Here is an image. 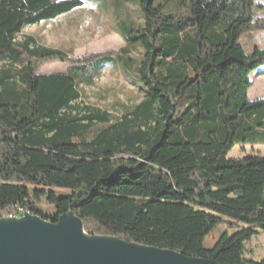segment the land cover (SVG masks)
<instances>
[{"label":"trees","instance_id":"trees-1","mask_svg":"<svg viewBox=\"0 0 264 264\" xmlns=\"http://www.w3.org/2000/svg\"><path fill=\"white\" fill-rule=\"evenodd\" d=\"M124 1L140 2L144 23L120 22L118 51L76 58L18 37L81 0H0V218L18 208L52 221L73 210L93 235L264 264L244 255L264 229V156L228 159L236 144H264V97L249 98L264 47L246 52L238 42L261 28L254 0ZM55 60L66 69L38 72ZM105 68L142 93L81 105ZM43 196L54 214L40 207ZM222 216L247 227L205 248Z\"/></svg>","mask_w":264,"mask_h":264},{"label":"rangeland","instance_id":"rangeland-1","mask_svg":"<svg viewBox=\"0 0 264 264\" xmlns=\"http://www.w3.org/2000/svg\"><path fill=\"white\" fill-rule=\"evenodd\" d=\"M82 3L65 12L59 17L27 26L18 37L35 35L44 45L59 48L76 58L87 54L113 53L124 46V40L117 29L121 21L127 25H139L144 23V12L139 1L126 2L124 0H81ZM161 0H155L159 4ZM252 19L259 21L261 28L245 31L239 43L246 52L255 46L264 47V0H254L252 4ZM66 63L55 60L39 64L38 72L49 74L64 71ZM252 86L249 90L250 100L264 97V70L254 73ZM142 85L135 84L126 78L119 70L105 68L102 76L96 79V85L85 87L86 99H82L81 105L92 104L98 106H111L117 100L125 99L132 93H142ZM249 155L264 156V144L239 143L228 153V159H240ZM57 195L71 192L70 189L53 186L49 188ZM49 195V193H47ZM45 213L54 214L55 206L46 197L40 203ZM223 221L215 226L205 236L203 245L212 248L222 233L233 234L247 227L246 224L237 222L227 216H222ZM256 234L245 242L244 255L247 259L260 261L264 259V229L257 228Z\"/></svg>","mask_w":264,"mask_h":264},{"label":"water","instance_id":"water-1","mask_svg":"<svg viewBox=\"0 0 264 264\" xmlns=\"http://www.w3.org/2000/svg\"><path fill=\"white\" fill-rule=\"evenodd\" d=\"M0 264H221L85 230L73 210L54 220L25 213L0 218Z\"/></svg>","mask_w":264,"mask_h":264},{"label":"built area","instance_id":"built-area-1","mask_svg":"<svg viewBox=\"0 0 264 264\" xmlns=\"http://www.w3.org/2000/svg\"><path fill=\"white\" fill-rule=\"evenodd\" d=\"M26 213L25 210L15 209L8 217H21Z\"/></svg>","mask_w":264,"mask_h":264},{"label":"bare ground","instance_id":"bare-ground-1","mask_svg":"<svg viewBox=\"0 0 264 264\" xmlns=\"http://www.w3.org/2000/svg\"><path fill=\"white\" fill-rule=\"evenodd\" d=\"M27 213V212H26Z\"/></svg>","mask_w":264,"mask_h":264}]
</instances>
